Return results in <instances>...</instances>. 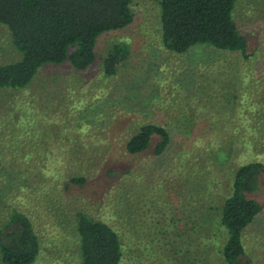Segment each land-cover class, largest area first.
I'll return each mask as SVG.
<instances>
[{"label":"rangeland","instance_id":"rangeland-1","mask_svg":"<svg viewBox=\"0 0 264 264\" xmlns=\"http://www.w3.org/2000/svg\"><path fill=\"white\" fill-rule=\"evenodd\" d=\"M131 8L133 22L100 35L87 69L46 63L26 87H0V228L14 209L30 216L34 264H81L78 211L118 231L122 264H227L221 207L237 168L264 163V0H238L233 11L248 59L207 44L173 52L160 0ZM116 45L126 56L107 75ZM21 56L0 24V64ZM149 123L169 130V147L156 154L154 136L129 153ZM250 196L262 211L243 242L252 264H264V172Z\"/></svg>","mask_w":264,"mask_h":264},{"label":"trees","instance_id":"trees-1","mask_svg":"<svg viewBox=\"0 0 264 264\" xmlns=\"http://www.w3.org/2000/svg\"><path fill=\"white\" fill-rule=\"evenodd\" d=\"M238 0H160L162 40L165 47L184 53L193 45L239 52L248 59V39L234 18ZM133 0H0V24L5 25L21 59L0 64V87H26L46 63L69 62L85 70L96 60L100 35L123 29L134 20ZM126 56L116 45L104 61L107 75L115 74ZM154 136L155 153L170 145L169 130L154 123L144 124L126 144L129 153L144 152ZM264 163L256 160L239 166L232 192L221 207L219 225L227 240L222 255L227 264H252L246 255L243 236L262 211L250 196L260 185ZM73 177L69 183L82 184ZM81 264H122L123 244L118 231L108 222L84 211L75 214ZM41 252L39 237L30 216L14 209L0 228V260L3 264H34ZM184 256H182L183 258Z\"/></svg>","mask_w":264,"mask_h":264}]
</instances>
